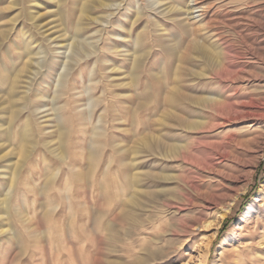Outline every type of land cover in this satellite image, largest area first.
Returning <instances> with one entry per match:
<instances>
[{
    "label": "rangeland",
    "instance_id": "374dc122",
    "mask_svg": "<svg viewBox=\"0 0 264 264\" xmlns=\"http://www.w3.org/2000/svg\"><path fill=\"white\" fill-rule=\"evenodd\" d=\"M87 1L0 0V199L10 198L0 205V264H264L249 260L262 257L264 240V143L255 142L264 133V32L248 30L252 2L140 0L137 13L139 0H112L83 14ZM191 4V16L203 14L192 29L182 21ZM236 29L262 45L257 57ZM194 30L242 76L212 69L197 51L186 90L221 92L240 120L222 123L228 115L202 101L184 106L207 115V127L162 119L176 44ZM24 62L32 72L9 91ZM186 140L189 153L167 152ZM21 142L30 156L12 183ZM134 172L142 198L132 208Z\"/></svg>",
    "mask_w": 264,
    "mask_h": 264
},
{
    "label": "bare ground",
    "instance_id": "6f19581e",
    "mask_svg": "<svg viewBox=\"0 0 264 264\" xmlns=\"http://www.w3.org/2000/svg\"><path fill=\"white\" fill-rule=\"evenodd\" d=\"M90 3H89V2ZM87 5L83 11V14H86L88 6L90 4L94 5H103L106 7H111L112 0H88ZM147 4H149L150 7L152 5H160L161 0H146ZM196 0H192V3H194ZM248 2H252V8L250 10H255L254 12H251L249 16H246L247 21L249 23V26L251 27L248 30H256L255 32L263 31L264 32V0H244ZM122 1H119L121 3ZM139 2V3H138ZM138 5L137 7V13H139L142 10V7L140 4H142L139 1H137ZM145 7H147L145 5ZM198 7L194 6L193 4L185 7V18L182 19L183 22L188 26V28L192 29L194 26V22L198 20L197 17L202 16L203 14L200 13L199 15L191 16L193 11L197 9ZM119 8H117L118 10ZM37 11V10H36ZM258 11L257 13H255ZM39 12V11H38ZM116 12L113 13V15ZM112 14V12L109 13V15ZM138 16V15H137ZM242 18V19H241ZM246 18L244 14L241 15L240 20H243L246 22ZM137 18L134 17L133 23L136 21ZM195 19V21H194ZM215 19H213L211 22H213ZM38 21V20H37ZM216 22V21H215ZM214 22V23H215ZM193 25V26H192ZM39 26V25H38ZM193 38L190 39L188 42L184 43L182 46L176 44L175 48V55L177 57V67H176V72L173 74L175 77L174 82L168 85V89L165 92L166 99L168 103L165 105V109L162 113V119L170 124L177 125V126H186L189 128H204L209 125L210 118H208L207 115L200 114L197 117L190 116L189 114H186V104L192 103V102H203L206 105V108H211V109H217L221 112H224V115H228L229 119H226L222 123H228V121L232 120H240L242 117H245L243 114H240L237 109L234 108L233 104H227V101H225V96L221 92H216L214 94H206V95H198V94H192L189 93L187 89V83L184 78H187L188 74L187 72L189 71L190 68V61L192 59V56L196 55L197 51L200 53V51H203L207 54V57L209 59V62L211 63V68L212 69H219L223 70L226 75L231 76L233 79H239L242 75L239 74L238 72H233L232 70V60L227 57V52L219 45L215 40H209L207 38H204L201 36L198 31L194 30L192 32ZM235 38L240 39L242 43L245 44V46L251 51L253 55L257 57V50H260V47L262 45H256L253 41H251V38L247 34V38L243 31L240 30H235L234 34ZM71 44V43H70ZM70 47V46H69ZM47 51V50H46ZM45 51V52H46ZM40 52V50H39ZM42 52V50H41ZM70 52V51H69ZM68 52V53H69ZM74 55L73 57H81V52L80 50H74ZM72 53V52H71ZM43 54V53H42ZM47 54V53H45ZM48 55V54H47ZM42 56V55H41ZM46 56V55H45ZM196 56H199L197 54ZM261 58V54L258 55ZM40 57V56H39ZM44 57V55H43ZM66 61H64V67L69 68L70 67V59L73 60L72 54H67L65 56ZM76 58V59H77ZM29 59V58H28ZM33 60V58H32ZM37 60V59H36ZM48 60V59H47ZM38 62V61H37ZM35 65V64H34ZM37 66V65H36ZM40 66V65H39ZM64 68V69H65ZM35 69V67H34ZM39 69V68H38ZM62 71V70H61ZM60 71V73H61ZM16 72V73H15ZM14 73V78L13 76L12 79V84L11 87H9V91H14L15 88L18 87V84H20L23 80V78H26L27 74H30L32 71L30 69V64L29 62H24L23 64L18 67V70L15 71ZM208 70L205 69L203 70L202 74H208ZM2 73V72H1ZM199 74V73H197ZM58 75V74H57ZM62 77V73L60 74ZM6 78V76H4ZM6 80V79H5ZM57 80V78H56ZM59 80V79H58ZM7 81V80H6ZM11 81V80H10ZM25 83V81H23ZM22 82V83H23ZM7 83V82H6ZM59 83V82H58ZM57 83V84H58ZM8 85V84H7ZM60 86V85H58ZM57 87V85H56ZM185 105V106H184ZM190 105V104H189ZM9 116H7L8 126L13 122V120L17 116V109H15L14 103H12L9 106ZM212 124H210L211 126ZM6 127L4 128L10 135L11 127ZM31 132V128L29 126H26V128L23 130V133L26 135H29ZM151 141H153L154 137H151ZM256 146L257 148H260L262 144L264 143V133L259 134V137L255 138ZM150 145L149 143H147ZM190 142L189 140L184 141L182 144H173L170 145L167 150L169 153H189L190 149ZM158 145H162L161 142ZM157 145V146H158ZM1 147V146H0ZM18 152L21 156V160H18L14 164V168L12 170L11 178H12V183H15L16 180L18 179L19 174L21 173V169L24 167L25 162L29 159L30 156V150L28 147V142H21L18 147ZM62 155V154H61ZM63 158L66 156L63 155ZM139 176L137 172H134V175L132 176V186L134 188V191L132 194L128 195V202L130 203V207L133 208L135 204L142 198L141 195V190L139 189V186L137 185L136 178ZM9 195H5L3 199H0V205H4L5 208H9ZM236 197L232 198L231 202L225 207L226 209H230L235 202ZM262 238L264 239V234L262 235ZM200 245V244H198ZM259 249L258 251L262 253V257H256L255 260L249 259L250 261H264V240L259 243ZM200 247V246H199ZM199 249V248H198ZM247 262V261H246ZM247 264V263H246Z\"/></svg>",
    "mask_w": 264,
    "mask_h": 264
}]
</instances>
